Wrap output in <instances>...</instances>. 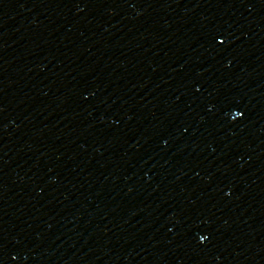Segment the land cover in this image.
Listing matches in <instances>:
<instances>
[{
	"label": "water",
	"instance_id": "obj_1",
	"mask_svg": "<svg viewBox=\"0 0 264 264\" xmlns=\"http://www.w3.org/2000/svg\"><path fill=\"white\" fill-rule=\"evenodd\" d=\"M0 264H264V0H0Z\"/></svg>",
	"mask_w": 264,
	"mask_h": 264
}]
</instances>
